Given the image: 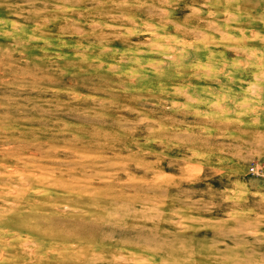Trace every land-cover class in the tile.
I'll use <instances>...</instances> for the list:
<instances>
[{
	"label": "rangeland",
	"instance_id": "374dc122",
	"mask_svg": "<svg viewBox=\"0 0 264 264\" xmlns=\"http://www.w3.org/2000/svg\"><path fill=\"white\" fill-rule=\"evenodd\" d=\"M0 264H264V0H0Z\"/></svg>",
	"mask_w": 264,
	"mask_h": 264
}]
</instances>
